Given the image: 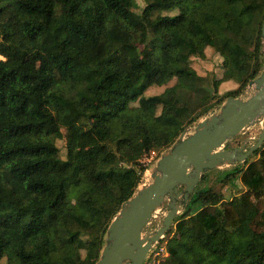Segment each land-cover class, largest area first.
Masks as SVG:
<instances>
[{
  "label": "trees",
  "instance_id": "obj_1",
  "mask_svg": "<svg viewBox=\"0 0 264 264\" xmlns=\"http://www.w3.org/2000/svg\"><path fill=\"white\" fill-rule=\"evenodd\" d=\"M143 2L128 26L122 9L136 0H0V264H96L114 218L144 185L141 159L157 151L159 160L264 70V0ZM206 48L222 59L219 78L191 66ZM151 86L165 88L146 96ZM64 107L87 125L61 159ZM142 111L150 118L135 132L128 121ZM87 134L89 146L75 148ZM254 153L221 179L238 177L243 192L226 199L194 186L159 239L160 264H264V143Z\"/></svg>",
  "mask_w": 264,
  "mask_h": 264
},
{
  "label": "water",
  "instance_id": "obj_2",
  "mask_svg": "<svg viewBox=\"0 0 264 264\" xmlns=\"http://www.w3.org/2000/svg\"><path fill=\"white\" fill-rule=\"evenodd\" d=\"M261 35L264 37V20L261 26ZM253 82L260 83L261 87L252 97L244 103L240 101L241 98H228L226 103L221 107V109L224 108L222 110L220 109L221 114L219 118L212 117L209 123H202L207 118L200 122L202 123L200 126L203 125L205 128L203 134L198 135V129L200 127L198 126L196 133L191 138L180 143L178 140L172 146L173 149L165 152L161 156L158 160V168L161 171V175L156 177L151 183L146 184L147 189L138 207L134 208L127 216H121L120 214L124 206L137 196L142 186L135 196L123 204L121 211L114 218L107 232L108 235L109 231H112L110 245L106 239V246L103 249L101 258L96 264H122L125 259L130 260V264H135L134 257L131 253H142L143 247L141 241L145 239V251L139 262V264H142L151 244L158 242L164 236L173 218L180 213L182 202L186 200L188 194L198 183L203 168H214L222 159L229 161L235 158L233 154L216 153L214 151L226 140L242 133L256 119L264 117V70ZM237 103L240 106H237ZM233 107H236V110L232 114L227 115V111ZM208 125L213 127L212 130H207ZM263 143L264 126L255 144L246 152L240 153L236 158L239 161H246ZM214 158L217 159L215 164H213ZM196 165L201 166L196 167ZM191 168H194V171L190 172ZM181 185H184L186 190L183 194H178V187ZM172 193H175L176 198H182V201L174 210L171 209L169 211L163 220L162 226L153 235L148 234L142 238V231L150 223L155 210L162 204L164 197L167 195L171 196ZM169 207L172 208L171 206ZM115 224L120 230L116 236H113L116 227Z\"/></svg>",
  "mask_w": 264,
  "mask_h": 264
},
{
  "label": "rangeland",
  "instance_id": "obj_3",
  "mask_svg": "<svg viewBox=\"0 0 264 264\" xmlns=\"http://www.w3.org/2000/svg\"><path fill=\"white\" fill-rule=\"evenodd\" d=\"M136 3H137V7L135 9H130V10L122 9L123 19L128 26H132L139 21L141 16V11L145 7L143 0H136ZM174 13L175 12H163L162 14H174ZM141 51H142V47H139L136 53L140 55ZM221 62L222 59L219 57L217 53L214 52L213 49L206 48L205 58L204 59L193 58L191 62V66L195 69V71L198 74L207 76L208 79H211L212 75H215L217 78H219L222 73ZM173 83L174 81H171L169 85H172ZM254 84L255 82H252L246 87L244 94L240 97L241 102L244 103L246 100L252 97L253 94L256 92V89L254 88ZM164 88L165 87L151 86L145 91V95L148 96L152 94L161 93ZM230 89L232 88L230 87ZM218 90L220 94H223L226 90H229V88L220 89L219 87ZM221 110L216 109L214 113L211 116L207 117V119L204 120V122L202 121V123H209L212 117L219 118L221 114ZM182 114L186 116V113L184 111H182ZM56 118L60 126L62 138L58 139L55 142L57 151L53 152V156L55 158L64 159L67 141L71 139L73 131H76L77 133L85 132L87 120L82 116L75 115V113L69 107L59 108L56 112ZM149 118H150V114L148 112L142 111L136 118L128 121V124L130 125L133 131L137 132L140 127V124L143 121L148 120ZM196 123H194L195 125L192 124L190 127L186 129L185 133L181 135L179 139V143L191 138L196 133V129L198 128V126L202 124V123L200 124L199 123L196 124ZM263 126H264V117H260L259 119H256L254 122H252L247 127V129H245L242 133H240L235 137H231L230 139L223 142L219 146V148H217L214 152L223 153V154L230 153L233 154L235 158L229 161L222 159L215 165L214 168H205V169L203 168L202 174L204 175V179L200 181L199 178L197 185L200 184V187L213 188L215 191H220L223 194L224 198L226 199H228L230 196L243 192L245 190V187L243 186V184L241 183L238 177H236L233 181H231L226 185L221 183V179L223 178L225 172L231 170L235 166L244 164L245 161L244 162L239 161L236 157H238L240 153L246 152L252 145L255 144ZM207 128H208L207 130H212L213 127L208 125ZM116 138H118V134H115L114 140H116ZM91 141L92 138L87 134L84 136V138L73 141V145L77 149H86ZM171 149H173V147L170 148L169 150ZM107 155H108V150L103 149L100 150L95 155V159L97 160L98 163L102 164L105 162ZM159 156L160 153H158L157 151H152L150 155L145 156L140 161L144 166L147 167V170L144 172L142 176V183H144L145 185L151 183L156 177H159L161 175V171L158 168ZM256 157L257 155L253 153L246 159V161H251ZM191 171H194V168H191L190 172ZM185 190L186 187L184 185H181L178 187L177 193L183 194ZM111 195L112 197H116L117 195L116 191L113 190L111 192ZM69 201L70 202L74 201L73 191L69 193ZM181 201L182 198L179 199L176 198L175 193H172L171 196L170 195L165 196L162 204L159 207H157V209L155 210L153 217L150 220V223L142 231V238L146 237L148 234L153 235L156 232V230L160 226H162L163 220L165 216L169 213V211L171 209L174 210L180 204ZM169 206H171L172 208H170ZM111 235H112V231H109L106 237L107 243L109 245H110ZM154 247L157 250L158 248H164L165 250L164 239L152 243L150 247L151 250ZM153 250L155 253V249ZM153 255L154 254L152 253L151 256ZM167 255L168 254L165 250L163 256H161L160 258L162 257L166 258L165 256ZM160 258L159 260L161 261L162 259ZM130 263H131L130 260L125 259L122 264H130ZM1 264H5V260L1 261ZM219 264H227V263L221 262Z\"/></svg>",
  "mask_w": 264,
  "mask_h": 264
},
{
  "label": "bare ground",
  "instance_id": "obj_4",
  "mask_svg": "<svg viewBox=\"0 0 264 264\" xmlns=\"http://www.w3.org/2000/svg\"><path fill=\"white\" fill-rule=\"evenodd\" d=\"M261 87V84L260 83H258V82H256L255 84H254V88L256 89V91L259 89ZM237 106H240V104L239 103H237L236 104ZM236 110V107H233V108H231L229 111H227V115L228 114H232L234 111ZM205 128H204V126L202 125V126H200L199 127V129H198V135H200V134H203L205 131ZM216 158H214V162H213V164H215L216 163ZM204 164H207V163H204ZM201 165H196V167H200ZM146 189H147V185H144V186H142L141 187V189L139 190V192H138V194H137V196L133 199V200H131V201H129L125 206H124V208H123V210H122V212H121V216H127V215H129L133 210H134V208H136V207H138V205H139V203H140V200H141V198H142V196L144 195V193H145V191H146ZM115 229H114V233H113V236H116L117 234H118V231L120 230L119 229V227L115 224ZM117 228V229H116ZM141 245H142V247H143V251H142V253H140V254H137V253H131L132 254V256L134 257V262H135V264H139V262L141 261V259H142V257H143V254H144V249H145V247H146V240L145 239H142V241H141Z\"/></svg>",
  "mask_w": 264,
  "mask_h": 264
},
{
  "label": "built area",
  "instance_id": "obj_5",
  "mask_svg": "<svg viewBox=\"0 0 264 264\" xmlns=\"http://www.w3.org/2000/svg\"><path fill=\"white\" fill-rule=\"evenodd\" d=\"M153 249H155V253ZM153 249L152 250L151 248L149 249L142 264H159L160 262L159 258L163 256L165 250L164 248H158L157 250L155 247ZM152 253L154 254L153 256H151Z\"/></svg>",
  "mask_w": 264,
  "mask_h": 264
}]
</instances>
